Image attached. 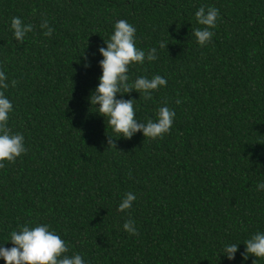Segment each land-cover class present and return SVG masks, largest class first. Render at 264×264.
Wrapping results in <instances>:
<instances>
[{
	"label": "trees",
	"instance_id": "obj_1",
	"mask_svg": "<svg viewBox=\"0 0 264 264\" xmlns=\"http://www.w3.org/2000/svg\"><path fill=\"white\" fill-rule=\"evenodd\" d=\"M201 6L220 13L204 46L193 31L204 27ZM13 17L34 26L23 44ZM120 19L136 28L138 49H157L156 60L129 66V82L167 84L149 100L135 90L123 99L144 123L165 104L174 110L163 139L118 137L90 105L99 48ZM0 71L7 127L27 149L0 168V246L11 248L22 225L47 224L85 264H264L242 256L264 233V0H0ZM128 192L137 199L118 211ZM232 243L229 260L221 252Z\"/></svg>",
	"mask_w": 264,
	"mask_h": 264
},
{
	"label": "clouds",
	"instance_id": "obj_2",
	"mask_svg": "<svg viewBox=\"0 0 264 264\" xmlns=\"http://www.w3.org/2000/svg\"><path fill=\"white\" fill-rule=\"evenodd\" d=\"M220 16L219 9L215 7L201 6L195 13L198 24L203 28L194 29V35L200 46L211 42L217 20ZM41 28L46 29L45 36H51L53 29L44 20ZM11 29L15 40L23 44L28 32L34 30L32 24H25L20 17H13ZM136 28L124 19L118 20L114 25V32L108 40L104 39L106 47H100L99 52L103 59L99 62L102 68V75L99 77V84L90 94V105L97 108V113L107 118V124L112 127L118 137L131 139L134 133L142 131L145 138L163 139L169 133L175 118V111L166 104L158 109L157 119H148L146 123L136 119L134 109V99H123V94L131 93L133 90L143 94L145 100L152 98L154 91L159 90L167 84V80L155 75L151 79L140 76L134 82H129V66L142 65L145 60L151 62L157 59V49L150 48L147 54L144 50L136 47ZM167 42H160V48L167 47ZM85 60L87 57L85 56ZM89 64L85 63V67ZM7 77L4 71H0V89H8ZM17 81L12 80V87L16 86ZM117 93L121 98H117ZM177 103H180L177 100ZM13 111L12 102L5 96L4 91L0 90V168H3L4 161L15 163L16 159L25 154L27 149L24 145V136L16 133L11 134L7 127L9 113ZM112 135L107 134L108 145H114ZM258 190H264V182L257 185ZM137 197L128 192L119 204L118 211L124 212L132 207L133 201ZM123 228L130 235H138V230L132 220H126ZM13 246L11 248L0 246V257L6 264H85L80 254L67 255L69 247L65 241L54 231H50L47 224H38L30 227L28 224L22 225L19 231H12L10 238ZM243 259L247 260L251 254L256 258H264V233L256 232L247 239ZM238 244L232 243L224 246L221 253L229 260L235 258ZM255 264V260L253 261Z\"/></svg>",
	"mask_w": 264,
	"mask_h": 264
}]
</instances>
